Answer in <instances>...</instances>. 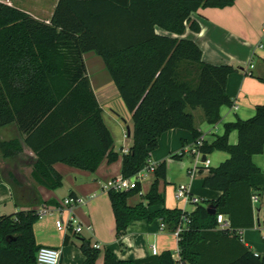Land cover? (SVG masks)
Listing matches in <instances>:
<instances>
[{
    "label": "trees",
    "instance_id": "16d2710c",
    "mask_svg": "<svg viewBox=\"0 0 264 264\" xmlns=\"http://www.w3.org/2000/svg\"><path fill=\"white\" fill-rule=\"evenodd\" d=\"M236 1L60 0L50 24L0 2V128L17 123L26 135V143L39 158L34 179L57 190L64 178L54 164L94 173L105 160L111 164L120 157L88 76L84 61L88 52L102 57L132 116L133 144L121 154L123 179L140 173L159 148L160 137L171 130L191 132L196 145L202 134L187 109L202 108L208 124H218L221 109L234 105L227 87L230 75L239 69L205 63L194 41L160 35L157 28L179 36L187 29L200 32L193 14L231 7ZM241 70L255 77L253 69ZM257 78L264 83V76ZM234 131L238 142L231 144ZM0 150L13 157L22 145L0 142ZM199 151L206 157L224 152L230 158L210 168L203 181L221 197L198 202L193 212L165 207L158 181L166 180V161L156 166L157 180L144 197L146 204H129L141 193V182L128 191H108L118 240L134 221L160 219L174 233L182 217L188 216L191 225L178 241L180 260L164 252L124 261L107 249L104 264H264V254L257 256L240 235L256 226L252 198L264 195V174L253 161L264 154V104L257 106L253 118L227 123L224 134L212 143L203 140ZM183 156L184 150L172 159ZM210 205L217 208L215 216L208 212ZM154 206L164 208L152 213L149 208ZM218 215L227 218L228 228L219 227ZM40 218L36 209L0 216V264H37L42 246L36 242L34 225ZM80 250L86 258L83 264L98 263L101 251L90 240L82 239Z\"/></svg>",
    "mask_w": 264,
    "mask_h": 264
},
{
    "label": "crops",
    "instance_id": "0c3cea01",
    "mask_svg": "<svg viewBox=\"0 0 264 264\" xmlns=\"http://www.w3.org/2000/svg\"><path fill=\"white\" fill-rule=\"evenodd\" d=\"M59 1L0 0L48 24L54 17ZM192 19L199 23L200 32L187 29L184 35L179 36L157 28V33L194 41L202 50L205 63L217 66L230 65L239 69L230 75L227 87V93L234 105L221 109L222 120L218 124L205 126L208 122L202 108L187 109L194 116L195 128L202 134V139L212 143L216 136L224 134L227 123L235 122L237 119L253 118L257 106L264 104V83L257 78L264 76L262 62L264 0H237L233 6L224 9H201L192 15ZM84 61L92 88L103 110L104 122L113 136L115 152L120 154L119 159L111 164L105 160L94 173L58 162L53 167L63 176V185L60 189L50 190L33 177V170L39 158L26 143L27 137L20 131L18 124L13 123L0 128V142L19 141L22 145V151L13 157H5L0 150V216L46 208L47 214L34 225L36 242L42 247L59 249L62 253L61 264L84 263L86 258L80 250L82 239L90 240L94 247L97 244L101 246L97 264H104V252L107 249L111 250L117 259L130 261L154 255L153 247L157 248L158 255L171 252L174 261L178 262L180 260L178 240L167 225L166 229L162 230L163 222L160 219L152 222L134 221L122 239L116 238L115 216L108 191L115 182L122 179V150L126 153L133 144L132 116L120 97L102 57L96 52H88L84 54ZM251 64H254L252 71L255 77L248 76L241 70H248ZM230 142L233 144L238 142L237 131L231 133ZM194 149L195 140L192 133L175 129L160 137L159 148L151 154L152 165L167 162V177L166 180L158 181V190L165 196V207L168 209L179 208L187 212L196 209V204L176 199V189L182 184L187 185L191 194L201 203L216 201L222 195L220 192L205 188L203 181L210 175V168L219 167L230 158V155L214 152L207 156L210 166L206 169L202 164L204 156H197L193 152ZM183 150V158L172 159L173 155ZM186 157L189 158L187 162L184 161ZM253 161L264 174V154L254 156ZM174 165H178V171L174 170ZM184 170L187 175H181ZM154 173L155 171L147 166L142 170L140 174L142 191L130 198L131 206L147 203L144 197L157 180ZM71 193L75 194L74 198L83 200V203L62 215L61 204ZM85 204L88 213L81 207ZM254 206L256 226L241 231L240 235L252 252L263 255L264 195ZM163 208L164 206H154L150 207L149 211L154 213ZM61 217L67 220L71 217L76 219L84 226L83 232L78 234L74 229L59 230L56 222ZM66 237L69 239L68 244L65 243Z\"/></svg>",
    "mask_w": 264,
    "mask_h": 264
},
{
    "label": "built area",
    "instance_id": "2783aa9c",
    "mask_svg": "<svg viewBox=\"0 0 264 264\" xmlns=\"http://www.w3.org/2000/svg\"><path fill=\"white\" fill-rule=\"evenodd\" d=\"M263 29H264V26H263ZM249 69H254V64H251ZM202 143H203V139L198 141V143L195 145V149L193 151L199 157L203 156L199 151V147L202 145ZM202 164L205 168H208L210 166V161L207 159V157L204 161H202ZM146 166L152 171H155V169H156V165H152L150 163V160H149L143 166V168L141 169L140 173L137 176H135L131 179H123L122 178V179L118 180L117 182H115L112 185L111 189H114V190L120 191V192L135 189L137 187V183L140 182V174H141L142 170H145ZM175 197L177 200L184 202V203L197 204L198 202H200V200L198 198L194 197L191 194L190 188L185 184L178 186V188L176 189V196ZM252 199H253V203L256 204L259 202L260 198L257 195H255V196H253ZM82 203H83V200H80L78 198H74V197L66 198L60 207L62 215H64V213L66 211L71 212V210H72V208H74V206H76L78 204H82ZM47 212H48V210L46 208L40 210V216L41 217L44 216L45 214H47ZM217 220L219 223V227L221 229H226L229 227V222L224 215H218ZM190 225H191V219L188 216H183L182 222L179 224L176 231L173 233L178 241H179L181 234L183 232H185L186 230H188ZM56 226L59 230H63V231H66L67 229H74L76 231V233H78V234L82 233L84 230V226H82L73 217L69 218L68 220L63 219L62 217L59 218L56 222ZM161 227H162V230L166 229V226L164 223H162ZM88 229L90 230V227H88ZM95 248L100 249L101 246L97 244V245H95ZM152 253L154 255H158L157 248L153 247ZM61 255H62V253L59 249L43 246L37 253V264H61ZM256 255L258 256V254H256Z\"/></svg>",
    "mask_w": 264,
    "mask_h": 264
},
{
    "label": "rangeland",
    "instance_id": "374dc122",
    "mask_svg": "<svg viewBox=\"0 0 264 264\" xmlns=\"http://www.w3.org/2000/svg\"><path fill=\"white\" fill-rule=\"evenodd\" d=\"M205 126L211 127V125H209V124H206ZM230 143H231V142H230ZM231 144H233V143H231ZM188 160H189V158L186 157V159H185L184 161L187 162ZM176 162H178V161H176ZM212 162H213V161H212ZM213 165H214V162H213ZM177 167H178V165H174V170H175V171H178V168H177ZM215 167H216V166H215ZM175 168H176V169H175ZM174 173H176V172H174ZM177 174H178V172H177ZM182 174L187 175L185 170L181 173V175H182ZM178 175H180V173H179ZM184 175H183V176H184ZM81 207H82V209H83L84 212L88 213V212H87L88 209H87L86 204H85V205H81ZM191 208H192V206H191Z\"/></svg>",
    "mask_w": 264,
    "mask_h": 264
},
{
    "label": "water",
    "instance_id": "95a60500",
    "mask_svg": "<svg viewBox=\"0 0 264 264\" xmlns=\"http://www.w3.org/2000/svg\"><path fill=\"white\" fill-rule=\"evenodd\" d=\"M205 159H206V156H204L203 160H205ZM208 212L210 215L215 216L217 214V208L214 205H210L208 207Z\"/></svg>",
    "mask_w": 264,
    "mask_h": 264
}]
</instances>
